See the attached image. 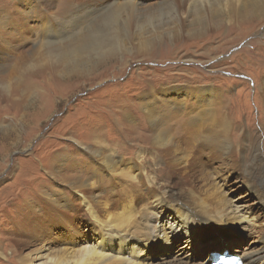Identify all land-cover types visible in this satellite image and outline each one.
Instances as JSON below:
<instances>
[{
    "label": "bare ground",
    "instance_id": "6f19581e",
    "mask_svg": "<svg viewBox=\"0 0 264 264\" xmlns=\"http://www.w3.org/2000/svg\"><path fill=\"white\" fill-rule=\"evenodd\" d=\"M204 1L210 7L214 4L211 0ZM237 1L242 15L250 10L264 11V0ZM68 2L66 0V7ZM94 3L98 4L93 6ZM202 3L203 0H197L192 7ZM77 5L78 21L70 19V6L63 10L60 23L58 20L51 23L46 13L37 12L33 5L29 11H22L20 17L18 12H12L0 18V53L1 48L9 51L17 40L16 46L28 45L27 35L37 36L28 50L13 59L8 75L0 76V95L5 102L21 99L18 104L25 109L36 108L37 103L29 95L38 89L33 78L50 76L48 54L65 62L72 49L89 53L95 60L103 46L113 44L118 38L122 13L134 16L142 10L171 8L165 2L144 8L142 0H77ZM94 12L97 15L87 22L89 24L79 26ZM35 20L39 24L29 25ZM70 31L73 33L66 40L55 38ZM1 57L7 56L1 54ZM52 72L55 74L56 70L52 69ZM256 86L258 97L264 99V79ZM216 92L218 90L212 87L196 88L195 91L161 90L154 95L160 104L145 95L147 99L141 104V111L143 124L147 123L142 128L148 129V135L138 134L135 138L145 140L146 148L139 146L131 159L118 155L119 142L113 144L115 149L111 150L100 138H93L96 148L89 157L81 160L79 166L66 154L57 155L55 164L57 160L61 162L60 173L53 177H62L63 185L69 188L72 197L66 199L67 196L60 194L52 197L45 209L57 212L45 218L50 217L54 225L61 226L64 237L61 248L52 256L47 250L53 239L35 247L31 244L29 254L17 258L18 262L210 264L212 255L221 253L219 249L211 247L213 249L206 252L207 259L190 261L187 257L186 250L191 248L198 231L204 229L205 233L213 227L225 230L221 231L225 233L234 230V224H239L238 230L251 235L249 242L258 244L247 246L248 243L234 249L238 252H229L240 257L244 264H264V124L255 129L237 126L226 105H218L215 101ZM188 98H193V102ZM183 101H189V104L183 105ZM124 129L126 134L123 136L129 138L137 131L133 123ZM87 173L99 181L90 182L85 176ZM234 173L241 182L237 186L245 187L252 198L250 203L240 195L227 198L236 188L229 179V174ZM224 186H229L228 191L222 192L224 189L220 187ZM201 220L205 222L203 225ZM75 238L78 239L75 241ZM234 242L238 241H229ZM157 247L169 252L168 256L158 257L161 261H155Z\"/></svg>",
    "mask_w": 264,
    "mask_h": 264
},
{
    "label": "rangeland",
    "instance_id": "374dc122",
    "mask_svg": "<svg viewBox=\"0 0 264 264\" xmlns=\"http://www.w3.org/2000/svg\"><path fill=\"white\" fill-rule=\"evenodd\" d=\"M196 1L142 0L144 8L164 2L171 8L142 10L134 16L122 13L118 38L103 46L95 60L89 53L70 47L65 62L48 54L50 76L44 77L46 82L44 78H33L38 89L29 95L37 103L36 108L25 109L18 104L21 99L7 103L0 95V264H20L18 259L29 254V245L35 247L49 239L53 242L47 253L56 255L64 239L62 228L54 225L52 218H45L57 210L46 211L45 207L58 194L66 199L72 197L62 177H53L60 173L61 162L57 160L55 164L57 155L66 154L79 166L96 148L93 138H100L111 150L119 142L118 155L131 159L139 146L146 148L145 140L135 138L138 134L148 135V129L142 128L147 123L143 124L141 111L145 95L160 104L154 95L161 90L212 87L218 90L215 101L226 105L237 126L255 129L264 124V99L258 97L256 86L264 79V11L250 10L242 15L237 0H211V7L203 0L194 8ZM65 3L66 0H0V18L12 12H18L20 17L33 5L37 12L46 13L51 23H60L63 10L70 6V19L78 21L77 0H69L67 7ZM91 15L79 26H85L97 13ZM35 23L39 24L35 20L29 25ZM72 33L55 38L66 40ZM27 38L30 44L23 48L15 45L18 40L9 51L1 48L0 55L7 57L0 58V76L8 75L13 59L28 50L37 36ZM188 100L193 102V98ZM189 101H183V105ZM129 123L137 128L134 138L123 136ZM85 176L90 182L99 181L89 173ZM229 177L236 188L227 198L240 195L248 203L253 201L245 187L237 186L241 183L237 173ZM220 188L225 192L229 186ZM237 225L225 233L213 227L205 233L204 229L198 231L191 248L186 250L189 260H200L213 248L238 252L234 250L238 246L258 244L249 242L251 235L238 230ZM231 239L238 242L229 243ZM154 251L155 261L169 255L159 247Z\"/></svg>",
    "mask_w": 264,
    "mask_h": 264
}]
</instances>
